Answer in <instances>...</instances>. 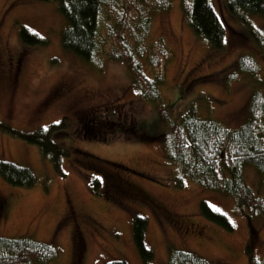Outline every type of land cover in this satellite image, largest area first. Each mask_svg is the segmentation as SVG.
Wrapping results in <instances>:
<instances>
[{
    "label": "rangeland",
    "instance_id": "rangeland-1",
    "mask_svg": "<svg viewBox=\"0 0 264 264\" xmlns=\"http://www.w3.org/2000/svg\"><path fill=\"white\" fill-rule=\"evenodd\" d=\"M229 1L210 0L225 27L222 50L194 33L179 0L150 13L149 39H162L173 54L160 87L164 102L173 108L172 117L194 107L200 118L235 130L248 120L253 94L264 96V53L252 36L264 33V18L239 10L240 19L228 10ZM22 26L46 44L23 45ZM64 28L55 1L0 0V122L33 133L64 120L66 134L53 139L70 151L62 160L65 176L60 177L37 145L0 130V160L27 167L37 177L32 187H19L0 176L5 209L0 237H29L54 246L58 256L47 264L116 259L142 264L132 236L133 220L140 216L147 220L144 243L154 254V264H167L170 252L178 250L214 264H248L250 255L263 259L264 216L248 218L246 211L234 209L230 196L184 176L155 138L158 115L134 88L125 63L102 58L99 68L78 57L62 46ZM243 57L253 60V73L240 69ZM106 116L119 126L135 121L143 130L129 136L125 125L103 132L96 124L94 133L83 136V122L104 124ZM259 122L264 147V118ZM243 176L264 199V174L245 166ZM94 179L100 181L96 190ZM111 181L118 184L116 191ZM201 202L224 214L232 230L206 220Z\"/></svg>",
    "mask_w": 264,
    "mask_h": 264
},
{
    "label": "trees",
    "instance_id": "trees-1",
    "mask_svg": "<svg viewBox=\"0 0 264 264\" xmlns=\"http://www.w3.org/2000/svg\"><path fill=\"white\" fill-rule=\"evenodd\" d=\"M41 1H55L59 5L65 20L60 37L65 49L99 68L102 58L125 63L134 88L158 115L155 138L162 143L166 158L179 167L184 176L206 190L230 196L234 209L246 211L248 218L256 213L264 216V199L255 195L243 176L245 166H253L264 174V147L258 135L261 127L259 121L264 118V96L260 92L253 94L248 107V120L235 130L211 118H200L194 107L172 117L173 108L164 102L160 87L166 82L165 69L173 54L162 39H149L150 13L167 9L170 0H117L116 6L111 0ZM179 7L186 23L199 38L214 49L224 48L225 27L210 0H179ZM227 8L240 19L244 17L238 13L239 10L264 18V0H230ZM100 27L103 31H100ZM252 36L264 53V33L261 36L252 33ZM20 40L27 46L46 44V39L23 26ZM239 63L241 70L249 73L255 71L252 59L243 57ZM104 121V124L97 120L83 122V136L94 133L91 131L95 130L93 127L96 124L103 132L111 130L110 127L116 129L125 125L130 131L129 136L139 129L135 121H122L121 126L109 116L104 117ZM66 129L64 120L33 133H23L10 128L5 121L0 122V130L37 145L60 177L65 176L61 165L62 160L69 157L70 151L58 145L53 136L66 134ZM94 136L103 138L96 133ZM0 176L8 184L19 187H32L37 182V177L29 168L1 160ZM181 183L179 180L176 186ZM91 185L96 190L100 181L94 179ZM200 211L206 220L232 230L228 218L207 203L201 202ZM146 228L147 220L136 216L132 225L133 242L142 264H154V254L144 243ZM57 256L58 251L54 246L29 237H0V264H47ZM105 264L127 262L116 259ZM167 264L214 263L190 251L178 250L170 252ZM248 264H264V258L258 260L250 255Z\"/></svg>",
    "mask_w": 264,
    "mask_h": 264
},
{
    "label": "flooded vegetation",
    "instance_id": "flooded-vegetation-1",
    "mask_svg": "<svg viewBox=\"0 0 264 264\" xmlns=\"http://www.w3.org/2000/svg\"><path fill=\"white\" fill-rule=\"evenodd\" d=\"M57 94H60V93H57ZM110 185L115 188V191L118 188V184L117 183H112V181H111V184ZM4 210H5L4 209V204L3 203H0V214H2L4 212Z\"/></svg>",
    "mask_w": 264,
    "mask_h": 264
}]
</instances>
